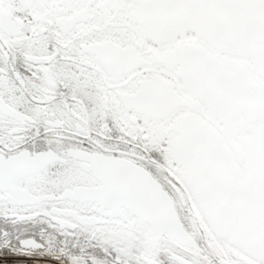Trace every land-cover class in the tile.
Listing matches in <instances>:
<instances>
[{"label": "snow or ice", "instance_id": "obj_1", "mask_svg": "<svg viewBox=\"0 0 264 264\" xmlns=\"http://www.w3.org/2000/svg\"><path fill=\"white\" fill-rule=\"evenodd\" d=\"M4 264H264V0H0Z\"/></svg>", "mask_w": 264, "mask_h": 264}, {"label": "trees", "instance_id": "obj_2", "mask_svg": "<svg viewBox=\"0 0 264 264\" xmlns=\"http://www.w3.org/2000/svg\"><path fill=\"white\" fill-rule=\"evenodd\" d=\"M0 264H4V262L3 261H0ZM9 264H11V262L9 261Z\"/></svg>", "mask_w": 264, "mask_h": 264}, {"label": "flooded vegetation", "instance_id": "obj_3", "mask_svg": "<svg viewBox=\"0 0 264 264\" xmlns=\"http://www.w3.org/2000/svg\"><path fill=\"white\" fill-rule=\"evenodd\" d=\"M0 261H3L2 259H0Z\"/></svg>", "mask_w": 264, "mask_h": 264}]
</instances>
